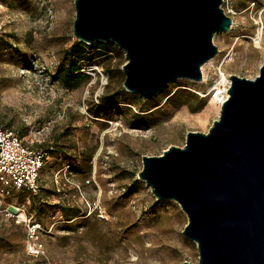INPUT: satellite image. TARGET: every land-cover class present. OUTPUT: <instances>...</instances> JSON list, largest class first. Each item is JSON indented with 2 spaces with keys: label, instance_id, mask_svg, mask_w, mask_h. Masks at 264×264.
I'll list each match as a JSON object with an SVG mask.
<instances>
[{
  "label": "rangeland",
  "instance_id": "374dc122",
  "mask_svg": "<svg viewBox=\"0 0 264 264\" xmlns=\"http://www.w3.org/2000/svg\"><path fill=\"white\" fill-rule=\"evenodd\" d=\"M221 6L232 25L214 34L219 51L203 64L202 79H175L143 99L122 85L126 59L118 47L90 66L80 60V70L90 77L72 88L54 76L77 40L73 0H0V38L10 45L0 51V126L19 130L35 147L60 136L62 150L45 160L37 195L14 190L6 198L24 203L43 223L42 253H28L24 227L0 213V264H198L196 243L182 233L186 214L175 200H156L137 172L143 154L183 146L189 130L208 131L220 110L212 90L222 92L219 85L230 74L258 73L264 60V0ZM121 88V99L99 101L101 94ZM178 102L183 104L174 106ZM66 163L60 186L74 195L62 201L53 173Z\"/></svg>",
  "mask_w": 264,
  "mask_h": 264
},
{
  "label": "water",
  "instance_id": "95a60500",
  "mask_svg": "<svg viewBox=\"0 0 264 264\" xmlns=\"http://www.w3.org/2000/svg\"><path fill=\"white\" fill-rule=\"evenodd\" d=\"M222 2L73 0L72 34L121 49L124 89L149 99L175 79H202V64L219 51L214 34L232 25ZM229 80L208 131L143 154L137 178L184 211L182 233L196 243L198 264H264V60L254 77Z\"/></svg>",
  "mask_w": 264,
  "mask_h": 264
},
{
  "label": "built area",
  "instance_id": "2783aa9c",
  "mask_svg": "<svg viewBox=\"0 0 264 264\" xmlns=\"http://www.w3.org/2000/svg\"><path fill=\"white\" fill-rule=\"evenodd\" d=\"M230 2L231 0H223L222 4L227 6ZM227 11L234 12L230 7L227 8ZM229 84L230 80L226 79L224 84L219 85L223 89L217 99L219 106L227 97V94L224 95V93L227 92ZM212 91L211 96H214L216 89ZM0 141V213L11 219L13 223L24 227L27 241L26 250L32 255H38L42 253L39 235L46 231L43 223L37 221L27 211L24 203L16 204L6 201V198L10 197L14 190H25L33 196L40 192V172L52 146L35 147L25 142L18 130L1 126ZM67 168L69 165L66 164L55 170L53 181L57 186L56 191L59 193V198L69 201L74 193H69L64 184L60 186V172H66Z\"/></svg>",
  "mask_w": 264,
  "mask_h": 264
},
{
  "label": "trees",
  "instance_id": "16d2710c",
  "mask_svg": "<svg viewBox=\"0 0 264 264\" xmlns=\"http://www.w3.org/2000/svg\"><path fill=\"white\" fill-rule=\"evenodd\" d=\"M9 43L7 41H3L2 38H0V51L3 48L9 47ZM117 46L114 45L111 42L103 41H93L92 43H85L82 41L75 40L71 45L66 49L64 52L63 60L58 63V65L55 68L54 76L63 84V86L67 89L74 87L76 84L86 81L90 75L88 73L82 72L81 69V64L79 63L80 60L82 62H85L87 65H92L95 64V58L99 56H106L108 53H114L117 51ZM109 72V71H107ZM124 89H120L119 91H113L110 93H103L99 96V101L102 102L103 104H112L116 99H121L123 96ZM177 96L176 91L166 97L165 103H169L173 98ZM181 103H177L174 106H177ZM203 105H200L199 108H201ZM19 131V130H18ZM20 133V132H19ZM21 135V134H20ZM60 136H55L54 140H52L49 144L52 146L51 149H49L48 157L52 153H55L56 155H61L62 150L57 148L58 144V139ZM47 143H39L38 146L36 147H46L49 146ZM47 157V158H48ZM46 158V159H47ZM45 159V160H46ZM57 160V156H56ZM45 164V162H44ZM69 165L68 163H66ZM65 164V165H66ZM64 165V164H63ZM61 165L60 167H62ZM44 166V165H43ZM70 167V165H69ZM43 168V167H42ZM42 170V169H41ZM62 183V182H61ZM65 186V184H64ZM42 187H40L41 191ZM66 190L69 193L72 190L69 188ZM57 195L59 196V193L56 191ZM64 201V200H62ZM65 204V203H64ZM69 210L64 209V213L66 216L69 215ZM38 213H42V207L39 206ZM36 219V218H35Z\"/></svg>",
  "mask_w": 264,
  "mask_h": 264
},
{
  "label": "bare ground",
  "instance_id": "6f19581e",
  "mask_svg": "<svg viewBox=\"0 0 264 264\" xmlns=\"http://www.w3.org/2000/svg\"><path fill=\"white\" fill-rule=\"evenodd\" d=\"M209 60H210V59H209ZM203 67H204V66H203V64H202V66H201V70H203ZM224 77H225V76L222 75V78H223V79H222V78H221V79L224 80ZM223 84H224V83H223ZM220 89H221V88H220ZM221 90L223 91V89H221ZM221 93H222V92H217V93L214 94V96H212V99H213L214 103H215L216 105H218V106H219V104L217 103V99L220 97V94H221ZM225 94H227V92H225L224 95H225Z\"/></svg>",
  "mask_w": 264,
  "mask_h": 264
}]
</instances>
